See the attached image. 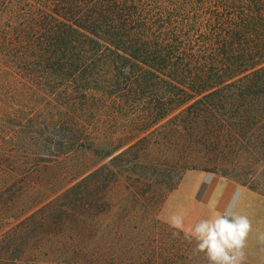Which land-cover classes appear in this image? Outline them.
I'll return each mask as SVG.
<instances>
[{
	"label": "trees",
	"instance_id": "trees-1",
	"mask_svg": "<svg viewBox=\"0 0 264 264\" xmlns=\"http://www.w3.org/2000/svg\"><path fill=\"white\" fill-rule=\"evenodd\" d=\"M38 2L0 16V65L47 107L17 117L0 84V173L48 196L0 264H208L157 215L190 170L244 166L264 196V0Z\"/></svg>",
	"mask_w": 264,
	"mask_h": 264
},
{
	"label": "rangeland",
	"instance_id": "rangeland-1",
	"mask_svg": "<svg viewBox=\"0 0 264 264\" xmlns=\"http://www.w3.org/2000/svg\"><path fill=\"white\" fill-rule=\"evenodd\" d=\"M40 9L41 4L38 2V0H0V16L7 18L12 13L15 19L25 26L28 24L36 25L39 18L38 10ZM0 84L3 86V100L6 97L7 102L18 111L17 117L27 119V116H30L32 113L38 110H47L46 104L44 103V98H42V96L36 97V91L32 86V83L26 79L20 78V76H14L13 74H10L9 67L0 65ZM14 117L15 115H13L12 119L10 120L17 123L19 120H21L20 118ZM0 160H3L1 156ZM9 161H12V163H10L12 167L17 166L13 160L9 159ZM92 162H94V160L91 157L88 159L87 156L77 153L72 155L64 164H62V166L57 167V170L55 171L59 172V170L61 171V168L73 170L81 163L85 164L86 166L90 165ZM3 165H7V163H3ZM242 168H244V166L237 165L235 167L224 166L223 169L218 167L208 172L190 170L183 176L182 181L187 175L195 173H199V176H201L202 179L200 181H197L196 179H187L186 185L181 192H185L184 190H187L188 187L190 188L193 185L195 186L199 184L200 189L197 193V199L199 200L203 191L208 187V184L212 180L217 181L220 184L233 183L239 188V190L243 188L252 191L247 185H245L243 181H237L235 178H233V174H235V172L239 173ZM21 170L22 169H20L17 174H20ZM14 174L12 176H4L0 173V243L13 229H15L18 224L24 220L30 210L38 209L43 198L48 196V188H42L39 186V176H41V171L39 173H34L35 178L30 181V184L25 182L24 179L21 181V179H18L19 177L15 176ZM182 181L174 191L167 194L166 200L177 192L178 193L175 195L173 202L176 203L180 200L181 192L179 189ZM57 187L58 186H55L53 190H56ZM239 190H236L235 193L232 194L226 206V208L230 211L233 210L238 200V197L241 193ZM123 191L124 190L122 189V186H119L114 190L113 193L118 195L123 193ZM252 192L264 199L263 194L254 191ZM163 205L158 212L157 218L160 222L168 224L164 218H168L170 215L178 213V211H174L172 208H169V210L164 213ZM257 219L258 218H255L254 216L251 220V225L257 227L260 224L264 226V219L261 220V222H259ZM254 256L258 261H260L261 254H259V250L254 252ZM2 262L3 261H1V263ZM243 264L249 263L244 261Z\"/></svg>",
	"mask_w": 264,
	"mask_h": 264
},
{
	"label": "crops",
	"instance_id": "crops-1",
	"mask_svg": "<svg viewBox=\"0 0 264 264\" xmlns=\"http://www.w3.org/2000/svg\"><path fill=\"white\" fill-rule=\"evenodd\" d=\"M187 179H196L200 181L202 177L199 176V173L187 175L180 185V192L184 189ZM199 189L200 186L197 184L190 188L188 187L187 190H184L185 192H179L180 200L176 203H174L173 200L178 192L173 194L165 201L163 212L166 213L169 208L178 211V213L184 212L185 228L192 227L200 219L210 216L213 211L223 212L232 194L235 193L236 190H239L233 183L220 184L212 180L198 200L197 193ZM239 191L241 193L233 210L241 215L247 216L250 222L254 216L261 222V220L264 219V199L252 191L243 188ZM164 219L167 221L166 217ZM257 250H259V254H261L260 261L254 256V252ZM243 252L245 262L249 264H264V226L260 224L257 227L251 225V230L244 243Z\"/></svg>",
	"mask_w": 264,
	"mask_h": 264
},
{
	"label": "clouds",
	"instance_id": "clouds-1",
	"mask_svg": "<svg viewBox=\"0 0 264 264\" xmlns=\"http://www.w3.org/2000/svg\"><path fill=\"white\" fill-rule=\"evenodd\" d=\"M184 212L174 213L167 223L177 236L195 241V251L207 256L208 264H243V247L251 230L247 216L227 208L223 212L213 211L207 218L200 219L194 226L185 228Z\"/></svg>",
	"mask_w": 264,
	"mask_h": 264
},
{
	"label": "built area",
	"instance_id": "built-area-1",
	"mask_svg": "<svg viewBox=\"0 0 264 264\" xmlns=\"http://www.w3.org/2000/svg\"><path fill=\"white\" fill-rule=\"evenodd\" d=\"M210 178H211V176H210Z\"/></svg>",
	"mask_w": 264,
	"mask_h": 264
}]
</instances>
